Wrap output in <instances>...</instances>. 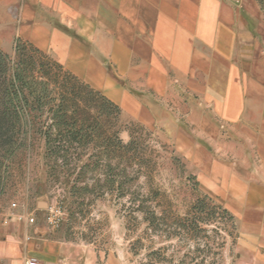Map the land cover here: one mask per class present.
I'll use <instances>...</instances> for the list:
<instances>
[{
	"label": "crops",
	"instance_id": "0c3cea01",
	"mask_svg": "<svg viewBox=\"0 0 264 264\" xmlns=\"http://www.w3.org/2000/svg\"><path fill=\"white\" fill-rule=\"evenodd\" d=\"M0 32L115 101L124 121L159 129L200 193L233 216V264H264L259 0H0ZM28 209L36 222L0 214V264H96L50 226L46 204Z\"/></svg>",
	"mask_w": 264,
	"mask_h": 264
},
{
	"label": "rangeland",
	"instance_id": "374dc122",
	"mask_svg": "<svg viewBox=\"0 0 264 264\" xmlns=\"http://www.w3.org/2000/svg\"><path fill=\"white\" fill-rule=\"evenodd\" d=\"M0 51L7 56L4 65L10 68L29 56L37 62L36 73L41 63L54 70L60 67L48 55L30 47L24 57L18 55L16 44L11 49L1 32ZM47 115L46 110L34 125L42 126ZM2 124L0 214L11 213L15 201L21 204L16 212L23 213L35 209L37 202L46 204L50 226L63 227L71 240L85 243L86 261L96 264H233L236 231L232 221H227L215 202L200 193L193 174L159 129L121 117L120 126L112 128L114 140L120 127L119 137L124 143L132 138L136 142L129 155L142 158L130 164L129 155L123 158L114 142L110 161L105 156L101 166L86 168L84 165L96 159L100 150L94 143L82 149L80 158L69 156L70 164H64L62 158L54 164L41 135L13 134L15 122L10 118ZM109 162L111 166L106 165ZM124 175L127 181L122 187ZM111 177L118 180L115 185L109 183ZM200 199L206 202L203 213L196 210ZM142 204L145 210L139 208ZM147 211L156 212L155 222L146 220ZM179 218L186 219L190 226L176 230ZM220 243L223 246L219 247Z\"/></svg>",
	"mask_w": 264,
	"mask_h": 264
},
{
	"label": "trees",
	"instance_id": "16d2710c",
	"mask_svg": "<svg viewBox=\"0 0 264 264\" xmlns=\"http://www.w3.org/2000/svg\"><path fill=\"white\" fill-rule=\"evenodd\" d=\"M259 1L264 10V0ZM28 47L36 52L44 53L29 43L16 41L18 55L24 57ZM6 58L7 56L0 51V131L4 128L2 122L10 118L15 122L13 134L41 135L46 140L47 155L52 158L54 164L61 162V158L64 164H70V157L80 158L82 149L93 143L100 150L96 154V159L84 165L86 168L101 166L106 160L105 156L110 161L114 142L121 150L123 158L130 154V150L135 149V139L132 138L128 143L120 139V127L114 134L116 140L111 133L113 127L120 126L122 117V108L115 101L67 69L63 72L62 65L51 57L60 67L54 70L41 63L39 73H36L37 62L33 56L24 58L14 68L4 65ZM46 110L47 121L37 128L34 121L43 117ZM48 121L52 122L48 123ZM137 157L142 158L129 155V163L131 164ZM106 165L111 166V163ZM123 172H126V168H123ZM126 178L127 176L124 175L120 186L123 187L127 181ZM108 181L111 185H115L118 180L111 177ZM215 204L222 216L227 221H232L233 229L236 231L233 216L227 209ZM139 208L145 210L147 207L142 204ZM196 208L198 213H203L206 209L205 200L200 199ZM156 218V212L147 211L148 222L153 223ZM195 218L193 222L197 228H200L198 218ZM160 219H163V216ZM188 226L190 225L186 219L179 218L176 230L183 231ZM221 246L223 243L219 244V247Z\"/></svg>",
	"mask_w": 264,
	"mask_h": 264
},
{
	"label": "built area",
	"instance_id": "2783aa9c",
	"mask_svg": "<svg viewBox=\"0 0 264 264\" xmlns=\"http://www.w3.org/2000/svg\"><path fill=\"white\" fill-rule=\"evenodd\" d=\"M19 206H20V203H18V202H13L12 204H11V207H12V212H11V215L13 216V215H15V216H17L19 219H23L24 217H28V220H29V222L30 223H33L34 222V218L32 217V216H29L28 215V212H24V213H18V212H16V210H17V208H19ZM50 222H54V218L52 217L51 219H50ZM26 264H38V262H37V260L36 259H29L27 262H26Z\"/></svg>",
	"mask_w": 264,
	"mask_h": 264
}]
</instances>
